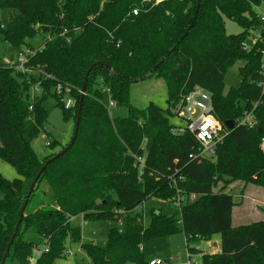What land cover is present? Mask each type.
<instances>
[{
    "label": "trees",
    "instance_id": "16d2710c",
    "mask_svg": "<svg viewBox=\"0 0 264 264\" xmlns=\"http://www.w3.org/2000/svg\"><path fill=\"white\" fill-rule=\"evenodd\" d=\"M261 4L264 0H0V10L15 12L1 28L3 40L21 51L33 49L28 42L39 39L26 67L52 78L43 81L42 94L31 104L33 78L0 67V159L19 176L7 181L0 175V264H28L32 248L43 245L48 251L36 264H58L67 243H80V228L71 224L78 216L125 218L126 231L111 230L104 246L80 245L90 264H145V241L178 232L189 254H201V264H264V220L232 227L236 203L227 192L239 182L264 194V97L257 87L262 56L260 46L241 49L249 31L264 32L254 12ZM223 19L242 32L227 35ZM237 63H242L238 85L224 93V77ZM147 78L162 81L165 109L130 103V85ZM99 82L116 104L113 115ZM56 84L74 100L71 109L53 92ZM196 87L209 93L223 129L225 122L233 123L214 157L201 162L189 159L198 149L194 137L171 132L172 110ZM49 96L73 129L81 105L74 143L46 164L56 153L39 160L30 144L47 120L43 104ZM257 101L255 125L236 126ZM119 108L127 110L125 117L114 116ZM135 157L144 158L142 178ZM172 180L182 197L179 206ZM149 198L177 208L179 218L152 212L143 226L136 210ZM215 235L219 252L202 253L200 243Z\"/></svg>",
    "mask_w": 264,
    "mask_h": 264
},
{
    "label": "rangeland",
    "instance_id": "374dc122",
    "mask_svg": "<svg viewBox=\"0 0 264 264\" xmlns=\"http://www.w3.org/2000/svg\"><path fill=\"white\" fill-rule=\"evenodd\" d=\"M256 14L264 15V5L254 8ZM15 16L14 11L0 10V32L1 27H5L8 22ZM225 33L227 35H238L242 32V28L236 23L223 19ZM249 34V33H248ZM264 36V32L262 34ZM31 47L36 50L39 48V39L28 42ZM27 48L23 47L21 51L5 42L0 33V67L13 68L17 65V58L20 52H26ZM264 61V54L261 59ZM242 63L234 65L224 77V89L223 92L231 88H235L238 85L237 71ZM34 78H37V74H33ZM20 83L24 79L22 77H15ZM27 80V78H26ZM32 86V85H31ZM65 100V95L61 99V103ZM130 103L137 108H145L148 104H153L160 109L166 108V90L161 80L155 78H147L134 82L130 85ZM48 117L44 123L43 130L39 135L31 141V148L39 160H43L51 154L58 153L61 147L67 145L70 141L73 124L72 121H65L62 118L61 110L57 106V102L53 96L47 97L43 104ZM127 110L125 108H119L115 111V117H125ZM172 126H181V122L175 118H171ZM0 175L7 181H13L19 179L14 168L9 164L3 162L0 159ZM247 187V188H246ZM41 190L47 192V187L42 184ZM245 189L250 194L255 196V205H250L247 202L242 204V199L238 196L245 193ZM234 201L235 207L232 210L231 226L237 227L241 225H247L252 222L264 220V194L258 187L247 185L242 183H232L228 188ZM244 192V193H243ZM240 210L244 212V218L240 217ZM141 215L142 225L147 226L150 222L151 213H160L165 217L175 215L179 218V210L171 207L170 205L161 202L155 198H149L137 207L136 210ZM241 211V212H242ZM71 224L80 228V243H67V252L63 259L58 261V264H90L82 252L81 244H93L97 247L105 245L108 234L111 230L124 233L126 231L125 218L120 217L119 220L113 218L96 219V220H84L80 216L71 219ZM219 241V236L214 237ZM202 249L205 248V244L201 243ZM145 264H148L149 259L158 256L165 264H188L189 259L196 260L195 264H201L200 253H188L185 238L183 233L178 232L173 235L163 236L155 239L147 240L142 245ZM210 250V249H209ZM211 251V250H210ZM219 252V250H218ZM190 255V256H189ZM31 263L33 261H30ZM131 264V263H126Z\"/></svg>",
    "mask_w": 264,
    "mask_h": 264
},
{
    "label": "built area",
    "instance_id": "2783aa9c",
    "mask_svg": "<svg viewBox=\"0 0 264 264\" xmlns=\"http://www.w3.org/2000/svg\"><path fill=\"white\" fill-rule=\"evenodd\" d=\"M143 2H152L158 4L159 0H143ZM137 11L133 10L132 15H136ZM257 19L264 25V15L257 14ZM256 46L257 52L263 57L264 54V36L261 32L249 31L246 39L241 43V49L245 52L252 51ZM38 49V48H37ZM36 49V50H37ZM34 49H28L26 52H20L17 58V65L12 69L23 76L33 78V82L30 84L28 93L29 102L32 104L42 94L43 81L52 80L48 75L39 74V72L33 71L26 67V63L30 57L35 54ZM37 74V78L33 77V74ZM260 81L257 83L259 89V98L264 97V61L261 62L260 69ZM32 85V86H31ZM97 88L107 96L106 110L109 114L113 115V111L116 108V104L109 97V89L99 82ZM53 92L57 96L62 97L65 95L63 101V108L69 110L74 106V100L67 95V91L63 90L60 84H56L53 87ZM258 101L251 104V109L245 111L241 117L235 121L236 126H243L252 128L255 125V119L253 112L258 105ZM31 105L29 110H31ZM173 118L181 122V126H172L171 132L175 135H191L194 137L198 144L197 152L190 154L189 159L191 161L201 162L202 160H210L214 157L215 150L219 144L222 143L223 138L227 135L228 129H223L221 124L214 116L213 107L211 103V97L209 93L202 88L196 87L188 92L172 110ZM261 151L264 153V136L261 139L260 144ZM136 167L139 171V178H142V168L144 165V158L135 157ZM179 182H184L182 177H179ZM171 185L176 189L177 198L175 199V206H179L182 202L180 190L176 186L174 180L171 181ZM48 251L46 245L41 247L32 248V257L29 259L28 264H36V260ZM190 256V255H189ZM30 261H33L32 263ZM196 260L189 259L188 264H195ZM148 264H165L161 260L150 261Z\"/></svg>",
    "mask_w": 264,
    "mask_h": 264
},
{
    "label": "water",
    "instance_id": "95a60500",
    "mask_svg": "<svg viewBox=\"0 0 264 264\" xmlns=\"http://www.w3.org/2000/svg\"><path fill=\"white\" fill-rule=\"evenodd\" d=\"M93 66H94V65H92V67H93ZM86 77H87V73H86V75L84 76L83 86H84V84H85ZM83 90H84V89H83V87H82L81 95L83 94ZM80 105H81V102L78 104V110H77V112H78L77 114H78V115H77V119H76L75 124H74V129H73L72 137H71V139H70L68 145H67L66 147H64V149H62V150H61L60 152H58L56 155H54L52 158H50L48 161H46V164L50 163L51 161L57 159L59 156L63 155V154H64V153H65V152H66V151L72 146V144L74 143V140H75V138H76V134H77V129H78V120H79V114H80ZM225 127H226V129L231 130V129L233 128V123H232L231 121L225 122ZM43 169H44V167H42V169H41V170L39 171V173L37 174L36 178L31 182V184H30V186H29V190H28L27 196H29V195L31 194V192H32V190H33V187H34V185H35L36 179L39 177V175L41 174V172L43 171ZM25 205H26V202H25L24 205H23V209L25 208ZM20 220H21V215H20V217H19V219H18V221H17V225H16L15 229H17ZM13 237H14V235H13ZM13 237H12V239L10 240V243L12 242ZM10 243H9V245H10ZM9 245H8V247H9ZM8 247H7V249H6L5 255H4L3 259L1 260V262H4V259H5L6 256H7V253H8Z\"/></svg>",
    "mask_w": 264,
    "mask_h": 264
},
{
    "label": "crops",
    "instance_id": "0c3cea01",
    "mask_svg": "<svg viewBox=\"0 0 264 264\" xmlns=\"http://www.w3.org/2000/svg\"><path fill=\"white\" fill-rule=\"evenodd\" d=\"M1 28H3V27H1ZM247 188V187H246ZM248 189H245L244 191H245V193L243 194V195H240V196H238V197H240L241 199H242V204L243 203H245V202H247L248 204H250V205H255V203L257 202L256 201V199H255V196H253V195H249L252 191H250V190H248V191H250V193L247 191ZM162 202V201H161ZM236 203V202H235ZM242 210H240V217L241 218H244V212L242 211ZM231 221H232V217H231ZM215 237V236H214ZM214 237H212V239L210 240V241H208V242H201V243H204L205 244V248L204 249H202V247H201V243H200V245H199V250L202 252V253H217L218 252V250H219V241H217ZM92 244V243H91ZM211 251H210V250ZM143 251V250H142ZM150 261H155V260H160V258H158V256H154V257H152V258H150L149 259ZM149 261V262H150ZM148 262V263H149Z\"/></svg>",
    "mask_w": 264,
    "mask_h": 264
}]
</instances>
